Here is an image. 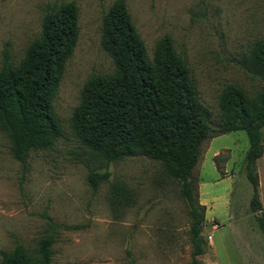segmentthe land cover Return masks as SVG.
Masks as SVG:
<instances>
[{
  "label": "rangeland",
  "instance_id": "rangeland-1",
  "mask_svg": "<svg viewBox=\"0 0 264 264\" xmlns=\"http://www.w3.org/2000/svg\"><path fill=\"white\" fill-rule=\"evenodd\" d=\"M115 1L0 0V69L5 52L12 65H19L40 34L48 4L75 2L79 26L77 46L53 101L62 137L51 150L32 152L23 164L0 131V251H11L16 243L33 251L50 218L56 226L53 264L192 261L190 215L179 182L160 162L138 154L112 162L109 179L94 193L85 162L94 163L71 129L88 79L114 71L101 46V26ZM125 1L150 58L159 39L170 37L214 130L226 85L250 96L264 90L263 81L239 66L250 46L264 39V0ZM248 149L244 130L213 133L201 146L191 176L193 193L205 206L200 264H264V229L256 216L264 217V154L256 162L262 208L257 214L244 171Z\"/></svg>",
  "mask_w": 264,
  "mask_h": 264
},
{
  "label": "trees",
  "instance_id": "trees-1",
  "mask_svg": "<svg viewBox=\"0 0 264 264\" xmlns=\"http://www.w3.org/2000/svg\"><path fill=\"white\" fill-rule=\"evenodd\" d=\"M78 39L75 2L48 4L40 34L19 65H12L4 53L0 131L10 142L12 156L23 164L32 152L49 151L62 137L53 101ZM101 46L114 71L88 79L71 119L74 137L94 163L85 162L91 188L95 193L109 179L112 162L138 154L160 162L180 184L190 215V264H200L197 257L205 253L200 239L205 206L193 193L191 176L203 142L213 133L246 131L249 149L244 171L253 188L250 206L253 212H262L256 162L264 154V90L250 96L240 87L226 85L219 100L222 118L214 130L189 68L170 37L159 39L150 58L125 0H116L104 13ZM239 66L264 82V39L250 46ZM256 216L264 229V217ZM48 226L33 251L20 243L11 251H0L1 264H53L56 226L50 218Z\"/></svg>",
  "mask_w": 264,
  "mask_h": 264
}]
</instances>
